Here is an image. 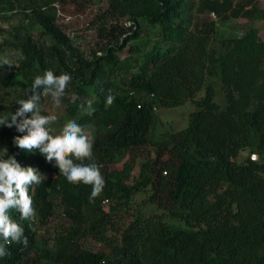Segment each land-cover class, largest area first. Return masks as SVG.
I'll return each mask as SVG.
<instances>
[{
  "label": "trees",
  "instance_id": "trees-1",
  "mask_svg": "<svg viewBox=\"0 0 264 264\" xmlns=\"http://www.w3.org/2000/svg\"><path fill=\"white\" fill-rule=\"evenodd\" d=\"M110 2L111 20L99 28L102 47L86 59L58 26L55 0H0V12L13 11L18 3L38 26L37 37L24 28L8 42L21 58L17 73L3 81L9 86L27 85L29 93L34 77L46 70L71 76L77 97L70 103V114L81 111L80 125L97 119L108 129L93 149L106 184L90 200L91 185L69 183L40 153L29 154L14 146L13 137L22 135L14 127L0 128L8 155L15 154L22 165L41 171L43 179L33 196L40 208L39 224L46 225L52 217L55 207L50 197L56 190L71 222L68 230L46 239L51 245L45 248L37 242L38 222H24L29 246L7 245L9 255L0 258V264H264V163L251 158L238 162L240 154L252 147L264 154V43L251 34L217 55L209 49V31L174 22L181 16L183 0ZM126 18L131 27L121 22ZM142 22L158 26L161 40H143ZM129 43L133 51L143 52L144 61L130 77L127 90L115 74L118 53ZM209 80H219L226 88V108L217 104ZM203 90L185 129L169 135L164 143L150 138L153 105L178 107L195 100ZM130 91L155 98L143 102ZM36 92L41 94L39 104L43 89ZM89 94L100 98L90 107L82 100ZM109 96L119 111L105 108ZM18 101L0 117L10 116ZM147 145L157 148L160 170L146 164L133 185L128 184L130 164L109 170L125 152ZM165 155L168 159L162 160ZM48 171L56 172V178L46 177ZM149 187L156 193L168 192L173 204L170 213L184 227L168 224L161 214L139 212L117 233V215L129 211L133 195ZM105 199L109 204H102ZM12 217L19 220V213L12 212ZM92 243L108 248L109 253L89 248Z\"/></svg>",
  "mask_w": 264,
  "mask_h": 264
},
{
  "label": "rangeland",
  "instance_id": "rangeland-1",
  "mask_svg": "<svg viewBox=\"0 0 264 264\" xmlns=\"http://www.w3.org/2000/svg\"><path fill=\"white\" fill-rule=\"evenodd\" d=\"M110 0H55V8L57 12V23L62 31L68 35L72 44L77 51L86 59L92 58L93 53L99 52L102 47L103 39L99 36V28L103 22H109L111 16L108 14L110 8ZM17 9L11 11L0 12V106L3 108L2 114H8L9 110L15 106L18 100L27 96V85H12L9 86L3 81L9 74L17 73L20 61V53L10 47L8 42L13 41V36L18 30L24 28L35 37L38 34V26L34 25L23 6L16 4ZM218 7L219 10L213 9ZM181 16L174 19L176 24H183L184 27L195 29L196 27L202 30L209 31V49L211 52L219 54L227 53L232 43L235 40H240L255 34L257 40L264 43V0H183V6L180 10ZM113 20V19H112ZM127 27L132 24L128 19L121 20ZM143 40H151L152 42L160 41L159 27H150L146 23L140 25ZM164 44H168L164 42ZM102 55V53H98ZM119 64L116 68V81L123 83L126 89H129L128 82L130 77L139 71L138 67L144 61L142 51H133L131 43L118 53ZM4 60H10L13 66L3 64ZM22 79V76H20ZM208 83L214 85L216 90V102L221 109L227 106L226 88L219 80H209ZM131 92V91H130ZM205 90L201 91L195 100L188 101L184 105L165 108L155 104L157 110L154 111L155 122L151 129L150 138L159 142H167L168 136L182 131L189 125L190 115L196 111V101L203 98ZM138 100L147 102L151 101L146 92H135L134 95ZM76 94L69 86L65 99L62 101L63 107L56 109L51 95H43L42 100L38 104L41 112L45 116H51L57 119L58 123L50 129L53 135H59L65 124L69 121L78 123V117H84V113L78 111L76 114H70V103L76 100ZM84 104H89V101H99L97 94H89L88 97H83ZM114 108L116 105L105 103V108ZM113 111V110H112ZM119 111V110H118ZM114 112V111H113ZM120 117V112L118 113ZM91 139L93 146L97 140L107 132V128L94 119L89 121L87 125H81ZM8 150V145L0 141V150ZM94 149V147H93ZM168 155H165L162 160H167ZM248 158L264 163V154L252 147L240 154L238 162H244ZM130 164L132 172L128 180V184L133 185L140 180V174L146 164L153 165L154 169L160 170L161 166L157 164V148L153 145L143 146L138 149L130 150L124 153L120 160L109 166L110 171L122 170L125 164ZM56 172L49 171L45 174L48 178H56ZM55 187H59L58 182H54ZM50 200L54 203V213L46 225H40V208L37 206V218L34 222L37 225V242L40 247H50L46 239H51L58 234L68 230L71 227V222L64 215V207L61 205V195L58 190L52 192ZM109 204L107 199L102 203ZM111 204V202H110ZM172 202L170 201L168 192L156 193L152 187L135 193L129 203V211H120L115 218L119 224L120 231L126 229L134 217L142 212L144 216H152L161 214L165 221L177 227H184V224L173 217L170 213ZM108 210L109 206L105 205ZM116 236H118L116 234ZM47 242V243H46ZM89 248L98 251L109 253V249L101 246L98 243L88 245ZM43 264H55L46 261Z\"/></svg>",
  "mask_w": 264,
  "mask_h": 264
},
{
  "label": "clouds",
  "instance_id": "clouds-1",
  "mask_svg": "<svg viewBox=\"0 0 264 264\" xmlns=\"http://www.w3.org/2000/svg\"><path fill=\"white\" fill-rule=\"evenodd\" d=\"M2 63L13 66L10 60ZM71 84V76H57L52 70L36 75L27 98L18 101V107L10 116L0 117V128L14 127L22 134L13 137L14 146L29 154L40 153L49 165L55 164L69 183L91 185L89 199L94 200L103 192L106 181L94 161V146L86 130L79 123L69 121L59 135H53L50 129L58 121L43 115L37 103L41 94L36 90L42 88L43 95H51L56 109L62 108ZM112 99L107 97L106 103H111ZM40 173L39 169L22 165L15 154L8 155L6 148L0 150V258L9 255L7 245L29 246L22 225L37 218L33 196L43 179ZM12 212L19 213V220L13 219Z\"/></svg>",
  "mask_w": 264,
  "mask_h": 264
},
{
  "label": "built area",
  "instance_id": "built-area-1",
  "mask_svg": "<svg viewBox=\"0 0 264 264\" xmlns=\"http://www.w3.org/2000/svg\"><path fill=\"white\" fill-rule=\"evenodd\" d=\"M131 94L135 95V92H131ZM148 97L152 101L155 98V95L154 94H150ZM156 110H157V107L155 105H153V111H156Z\"/></svg>",
  "mask_w": 264,
  "mask_h": 264
}]
</instances>
